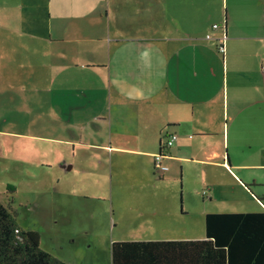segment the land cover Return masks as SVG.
I'll return each mask as SVG.
<instances>
[{"label": "crops", "instance_id": "obj_1", "mask_svg": "<svg viewBox=\"0 0 264 264\" xmlns=\"http://www.w3.org/2000/svg\"><path fill=\"white\" fill-rule=\"evenodd\" d=\"M263 62L264 0H0V172L33 188L48 169V214L102 201L144 239H197L194 178L204 225L264 210ZM37 106L51 134L15 131Z\"/></svg>", "mask_w": 264, "mask_h": 264}, {"label": "rangeland", "instance_id": "obj_2", "mask_svg": "<svg viewBox=\"0 0 264 264\" xmlns=\"http://www.w3.org/2000/svg\"><path fill=\"white\" fill-rule=\"evenodd\" d=\"M39 108L45 111V107L37 106L36 118L38 120L36 122L29 121L28 117L22 114L19 116V123H15L13 129L34 136L51 134L50 131L55 128L53 126L56 123L45 120V114L40 112ZM8 124L7 122L6 125ZM0 126H4V123H0ZM29 135L17 138V140L22 145L25 144L26 147H40L48 143L42 137L33 138ZM40 158L42 155H37L35 160ZM31 170L33 174L43 177L41 180L38 178L39 183L37 185L34 183L33 188L19 183L7 172H0V202L9 206L15 213L19 226L25 230H35L39 233L40 247L43 250L66 264H111L112 242L149 240L144 238L153 236L139 229V221L137 222L139 219H135V215L126 207L120 210V214L117 210L112 214L109 204L102 201L88 202V204L87 202H74L71 205L75 208L70 212L66 209L60 213L48 214V169L36 167ZM191 181V184H186L185 194L189 196V188H191V192L193 191L191 194L193 211L190 213V220L194 221L195 230L188 235L201 239L205 235L204 220L200 213L201 201L204 200L202 198L203 185L196 178ZM161 192L159 191V193ZM180 195L179 191V205ZM205 201L208 200L205 199ZM224 203L223 200H219L214 205L225 206ZM112 219L116 220V226H113ZM184 234L179 233L177 236Z\"/></svg>", "mask_w": 264, "mask_h": 264}, {"label": "trees", "instance_id": "obj_3", "mask_svg": "<svg viewBox=\"0 0 264 264\" xmlns=\"http://www.w3.org/2000/svg\"><path fill=\"white\" fill-rule=\"evenodd\" d=\"M205 238L118 240L111 264H264V210L208 212ZM0 264H66L40 247L0 202Z\"/></svg>", "mask_w": 264, "mask_h": 264}, {"label": "built area", "instance_id": "obj_4", "mask_svg": "<svg viewBox=\"0 0 264 264\" xmlns=\"http://www.w3.org/2000/svg\"><path fill=\"white\" fill-rule=\"evenodd\" d=\"M214 28H217L218 25L217 24H214L213 25ZM207 38H211V34H207L206 35ZM218 50L221 52V53H224L225 52V45L223 43H220L218 45ZM262 69H264V62L262 63ZM178 136L176 133H171L170 135H168L166 141H165V147H170L174 144V142L177 140ZM168 154L166 152H164L163 150L160 151L159 153H157L155 155V158H154V166L156 169L158 170H167V166L162 164V160L164 157H166ZM202 194L203 195H206L207 194V189H204L202 191Z\"/></svg>", "mask_w": 264, "mask_h": 264}]
</instances>
